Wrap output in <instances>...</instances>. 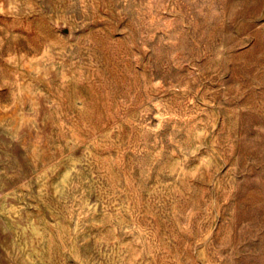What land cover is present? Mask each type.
I'll return each mask as SVG.
<instances>
[{"label": "rangeland", "instance_id": "1", "mask_svg": "<svg viewBox=\"0 0 264 264\" xmlns=\"http://www.w3.org/2000/svg\"><path fill=\"white\" fill-rule=\"evenodd\" d=\"M0 3V264H264V0Z\"/></svg>", "mask_w": 264, "mask_h": 264}, {"label": "clouds", "instance_id": "2", "mask_svg": "<svg viewBox=\"0 0 264 264\" xmlns=\"http://www.w3.org/2000/svg\"><path fill=\"white\" fill-rule=\"evenodd\" d=\"M180 3L184 6L186 9V15L187 17H196L200 14L202 9L207 7L210 4V0H180ZM0 14H3V4L0 3ZM42 53L39 50L32 49L22 55L21 59H25L32 56H41ZM153 87L160 88L162 87V84L160 82H157ZM22 104V101L20 102ZM159 129V125L157 126V130ZM209 135L207 130L199 131L198 134L194 137V140L201 141L202 138H205ZM203 147L202 143H194L191 145H187L186 149L188 150V155L185 156V159H188V156H196L199 149ZM75 171V169H73ZM43 191V189H41ZM95 207V206H93Z\"/></svg>", "mask_w": 264, "mask_h": 264}]
</instances>
